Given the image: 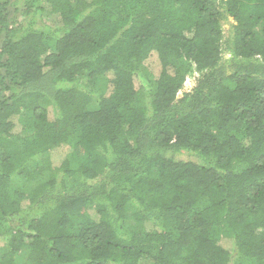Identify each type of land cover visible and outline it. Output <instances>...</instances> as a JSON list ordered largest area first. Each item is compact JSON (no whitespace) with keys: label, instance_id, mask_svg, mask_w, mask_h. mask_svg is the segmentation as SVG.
<instances>
[{"label":"trees","instance_id":"trees-1","mask_svg":"<svg viewBox=\"0 0 264 264\" xmlns=\"http://www.w3.org/2000/svg\"><path fill=\"white\" fill-rule=\"evenodd\" d=\"M0 264H264V0H0Z\"/></svg>","mask_w":264,"mask_h":264},{"label":"rangeland","instance_id":"rangeland-1","mask_svg":"<svg viewBox=\"0 0 264 264\" xmlns=\"http://www.w3.org/2000/svg\"><path fill=\"white\" fill-rule=\"evenodd\" d=\"M229 21L232 22L231 19H229ZM223 29H224L225 35H227V33H228V29H229V24H227V23L224 24V25H223ZM155 60H156V59H155V56L152 55V56L148 59V61L146 62V65H147L149 68L155 69V67H156ZM135 81H136V80H135ZM137 84H138V82L136 81V82H135V86H136V87H137ZM60 158H61V154H59V153H56V155L53 156V159H54L55 161H59ZM221 245H222L224 248H226V249H231V245H230L228 242H222Z\"/></svg>","mask_w":264,"mask_h":264}]
</instances>
